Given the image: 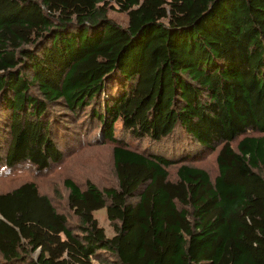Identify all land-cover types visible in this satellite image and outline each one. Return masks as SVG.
Wrapping results in <instances>:
<instances>
[{
    "label": "trees",
    "instance_id": "1",
    "mask_svg": "<svg viewBox=\"0 0 264 264\" xmlns=\"http://www.w3.org/2000/svg\"><path fill=\"white\" fill-rule=\"evenodd\" d=\"M89 129L114 183L1 190L0 264H264V0H0V169Z\"/></svg>",
    "mask_w": 264,
    "mask_h": 264
},
{
    "label": "rangeland",
    "instance_id": "2",
    "mask_svg": "<svg viewBox=\"0 0 264 264\" xmlns=\"http://www.w3.org/2000/svg\"><path fill=\"white\" fill-rule=\"evenodd\" d=\"M109 14L120 24L125 25L127 17L124 13L110 11ZM96 133V129H89L83 132L80 138L81 142L74 146L76 147L74 151L67 154L64 160L56 167H52L51 170L44 173L36 174L28 165H20L10 170L0 169V191L5 190L7 187L11 188L24 181L32 180L37 183L41 191H48L51 196H54L58 202L57 206L60 208L65 207L66 201V190L61 184L65 177H70L79 182L90 179L100 186L113 184L115 180L112 167V145L90 142L89 140L96 138ZM193 163L203 167L211 175L215 172L213 153H209L201 160L193 161ZM54 188L59 191V195L56 196L54 194ZM94 216L98 224L105 229L107 235H112L113 229L106 217L105 208L96 210Z\"/></svg>",
    "mask_w": 264,
    "mask_h": 264
}]
</instances>
